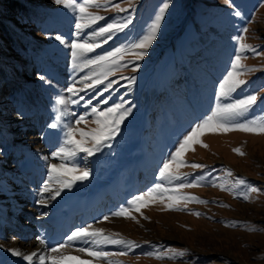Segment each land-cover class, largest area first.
Wrapping results in <instances>:
<instances>
[{
	"label": "rangeland",
	"instance_id": "1",
	"mask_svg": "<svg viewBox=\"0 0 264 264\" xmlns=\"http://www.w3.org/2000/svg\"><path fill=\"white\" fill-rule=\"evenodd\" d=\"M22 1L27 4V11L33 12L31 21L11 12L13 8L8 6L7 0H0V22L16 35L14 45L0 23V264H13L9 249L16 248L23 254H74L97 264H107L81 253L79 248L84 247V243L74 242L59 253L49 251L64 243L76 227L88 224L140 244L132 253L113 258L121 264H264V132L206 131L200 137L203 143L193 144L185 153L187 161L202 163L208 168L193 170L183 166L178 171L193 173L189 180L205 172H211V177L206 176L199 187L180 191L208 200V204L192 202L185 210H173L167 206V200L146 199L140 212L132 208L130 216L111 215L127 206L133 196L162 182L159 176L162 161L182 136L196 122L210 115L218 103H231L257 94V103L237 120L264 117V0H170L155 41L147 49L148 54L138 61L139 68L133 71L132 63H128L109 77L117 83L104 93L108 104H100V109L121 101L126 108H131L119 133L93 156L80 153L69 162V168L73 163L87 167L88 179L77 181L46 205H38L36 201L47 179L48 164L60 163L51 153L63 141L65 125L74 124L86 110L90 112L83 102L69 105L70 115L62 116L57 128H50L51 123L57 122L55 99L58 95H67L63 90L73 81H77L78 88L83 87L78 81L88 75L89 69L82 64L79 70L73 68L69 45L75 38L74 14L54 0ZM115 2L128 11L117 13L111 8L95 7L89 11L105 16L104 21L98 22L100 26L110 22V18L131 16L133 22L124 33H118L112 41L102 45V49H96L95 54L110 51L142 35L163 0ZM130 2L132 7L129 8ZM237 10L240 16L234 15ZM19 34L41 45L37 50L40 68L34 67L28 56L27 60L20 56V48L27 50L21 45ZM57 35L67 43L61 44L55 38ZM82 35L88 38L91 33L85 29ZM237 36H243L241 42L253 46L260 55L245 53L241 63L255 71L242 72L240 78L248 84L231 96L221 98L218 84L238 50L234 39ZM124 59L130 61L132 57L125 55ZM40 76L47 77L51 84ZM130 76H135L131 85L121 79ZM98 87L103 89V85ZM19 90L21 96L17 97ZM92 94L82 93L85 99ZM76 126L89 132L97 124L95 117L89 115ZM76 138H80L79 134ZM235 148L241 149L244 155L233 151ZM225 168L232 171L231 177L225 174ZM79 174L67 175L70 178ZM236 177L247 178L260 191L250 193V198L245 200L233 191L222 190L208 182L215 179L217 185L225 183L227 186ZM65 196L66 203L61 201ZM58 205L69 216L66 221L62 222V217L51 224L47 218L53 216ZM73 205L79 207L67 208ZM42 211L48 215L42 216ZM104 216L109 219L104 220ZM233 221L238 223L232 224ZM64 222L67 227L58 235V228ZM253 227L256 230H251ZM46 233L53 237L41 245L38 237L44 239ZM168 247L187 249L188 254L176 259H158L146 254ZM105 250L118 252L122 246L107 245ZM46 264H52L51 260ZM63 264H71V260Z\"/></svg>",
	"mask_w": 264,
	"mask_h": 264
},
{
	"label": "snow or ice",
	"instance_id": "2",
	"mask_svg": "<svg viewBox=\"0 0 264 264\" xmlns=\"http://www.w3.org/2000/svg\"><path fill=\"white\" fill-rule=\"evenodd\" d=\"M54 2L58 5H63L74 14L75 38L71 40L69 45L73 68L74 70H79L82 64L83 68L89 69V73L78 81L83 87L78 88L77 81H73L63 90L67 95L61 94L56 97L55 106L58 110V115L56 116L57 122L51 123L49 127L53 129L57 128L61 117L70 115L68 112L69 105H79L83 102L86 109L90 108V112L86 110L83 115L74 121V124L69 123L65 125L64 139L60 146L51 153V157L58 159L60 163L48 164L47 179L43 182L38 193L40 198L36 201L38 205L50 203L60 196L63 190L72 188L77 181L87 180L90 175L87 167L81 168L73 163V166L69 168L67 167L68 163L74 161L75 157L80 153L93 156L101 150V147L107 141L114 139L119 133L120 125L130 114L131 108H126L124 102L121 101L112 104L111 107L100 109V104H108V99L104 98V93H107L117 83L115 80H109V77L113 76L116 70L126 67L128 63H132L133 71L139 68L138 61L142 60L148 54L147 49L155 41L157 33L160 31L161 23L164 20L165 12L168 10L170 4V0H163L162 6L159 7L152 23L142 35L128 40V42L114 47L110 51L95 54L96 49H102V45L108 44L118 33H124L133 21L131 16L110 18V22H106L103 26H100L98 22L104 21L105 16L91 12L89 8L95 7L105 10L111 8L117 13L126 12L128 9L121 7L115 0H54ZM130 7H132L131 2L129 3ZM234 15L240 16L241 13L237 10L234 12ZM93 25H96V28H93ZM85 29H88L91 33L88 38H86V35H82ZM243 31L247 32V29ZM55 38L61 44L67 43V40L61 35H57ZM234 39L238 42V50L230 62L229 69L218 84V96L221 98L231 96L238 89L248 84L247 80L240 78L242 72L255 71L254 68H249L241 63L245 53L252 52L255 55H260L253 46L241 42L244 40L243 36H237ZM125 55H130L132 59L126 61L124 59ZM77 61L80 63H77ZM39 78L51 84V81L47 77L40 76ZM121 79L127 80L129 85L135 82V76L121 77ZM101 85H103L102 90L98 87ZM94 89L95 92H93ZM89 92L93 93L92 96L85 99L82 93ZM97 97H100V99L97 100ZM257 99V94H251L240 99H235L231 103H218L210 115L196 122L191 127V130L182 136L178 144L174 146V150L162 161V166L159 169V176L162 182L156 183L147 191L133 196L127 202V206L120 207L117 211L112 212L111 215L115 217L130 216V209L132 208L136 212H140V206L146 202V199L159 198L160 200H167L169 202L167 206L173 210H185L188 204L192 202L208 204L210 202L208 200L180 191L184 188L199 187L205 181L206 176L211 177V172H205L189 180L188 177L193 175V173L178 171L183 166H190L193 170H204L208 168L205 164L187 161L184 158L185 153L190 150L193 144L203 143L200 137L206 131L227 132L240 130L246 132H264V117H259L255 120H237V117H243L245 113L253 108L257 103ZM94 101H96L95 104L93 103ZM89 115L95 117L97 127L89 132H85L76 125L86 120ZM77 134L80 136L79 139L76 138ZM203 146L207 147V145ZM233 151L244 155L239 148H235ZM44 159L47 160L48 157ZM212 171H215V169ZM223 171L228 177L233 175L230 169L225 168ZM75 172L80 174L71 175L70 178L67 175L68 173ZM208 182L212 186H219L222 190L233 191L245 200L250 198V193L260 191L259 188L249 183L245 177H236L234 182L227 186L225 183L217 185L215 179H210ZM54 184L56 185L55 187ZM165 184L170 185V187L165 186ZM241 186H243L242 190ZM211 202L216 203L217 201ZM188 210L191 211L190 209ZM41 215L46 216L48 213L42 211ZM195 215L199 216L201 213L195 212ZM132 218L135 219L134 216ZM103 219L108 220L109 217L104 216ZM231 223L236 224L238 222L233 221ZM251 230L256 229L253 227ZM38 240L41 245L45 244L44 239L38 237ZM77 241L84 243V247L79 248L81 253H86L89 257L97 261H107V264H121L120 261L114 260L113 258L127 255L135 249L140 248V244L134 240L124 238L118 233H106L103 228H94L93 225L88 224L76 227L67 236L64 243L58 244L49 251L59 253L60 249ZM145 243L148 242L146 241ZM107 245H120L122 246V250L118 252L106 251L105 246ZM9 251L13 255L22 256L29 264H33L34 261L36 264H46L48 260H51L52 264H63L65 260L77 261L78 264H92L91 260H81L78 256H64L62 254L58 256L38 255L37 252L23 254L19 249H9ZM146 254L155 255L158 259L165 257L176 259L185 257L188 254V250H178L168 247L167 249L153 250Z\"/></svg>",
	"mask_w": 264,
	"mask_h": 264
},
{
	"label": "trees",
	"instance_id": "3",
	"mask_svg": "<svg viewBox=\"0 0 264 264\" xmlns=\"http://www.w3.org/2000/svg\"><path fill=\"white\" fill-rule=\"evenodd\" d=\"M7 3L9 4L8 6H11L13 8V11L11 12H16L19 13L21 15H24L28 20L31 21L32 17H33V12L31 11H27L28 10V6L26 3H24L22 0H7ZM9 12V11H6ZM2 29L4 34L6 35V37L8 39H10L11 41H13L14 45H16V35L14 36L7 28L6 26L2 23ZM18 36V35H17ZM18 38L20 39V43L21 45L25 48L24 51L23 49H19L20 51V56H25V60H27V56H28V60L31 62V64L36 67V68H40L41 67V62L40 59L37 57V50L39 47H41L40 44L36 43L31 37L29 36H25V35H21L19 34ZM19 48V47H18ZM28 49H31L28 50ZM19 54V53H18ZM4 58V57H3ZM1 58V60L3 61L4 59ZM2 80H4L5 76L1 77ZM16 96H21V91H16Z\"/></svg>",
	"mask_w": 264,
	"mask_h": 264
},
{
	"label": "bare ground",
	"instance_id": "4",
	"mask_svg": "<svg viewBox=\"0 0 264 264\" xmlns=\"http://www.w3.org/2000/svg\"><path fill=\"white\" fill-rule=\"evenodd\" d=\"M67 196H65L61 201H63V202H65V200L67 199L66 198ZM71 197V196H70ZM72 199H74V198H72ZM74 201H76V200H74ZM66 203V202H65ZM88 203H91V202H88ZM88 203H86V204H88ZM74 207H67L68 209H70V210H75L77 207H79V205H73ZM62 209H61V207L58 205V207H56L54 210H53V212H52V222H54V223H57V220H60L62 217H64V219H61L62 220V222H63V220H67V218H68V216H69V213H63L62 211H61ZM68 212V211H67ZM70 212H72V211H70ZM63 215H65V216H63ZM70 220V219H69ZM59 223V222H58ZM60 223H61V221H60ZM66 224H65V222L64 223H62L61 224V226L58 228V235H60L62 232H64L65 231V228H66ZM57 235V236H58ZM42 237H43V235H42ZM51 237H53V235H50L49 233H46L45 235H44V240H51ZM77 243L78 244H82L83 242H80V241H77ZM16 249H19V248H16ZM20 250V249H19ZM21 251V250H20ZM69 256H78V255H74V254H70ZM81 260H88V259H86V258H83V257H81V256H78ZM9 258H10V262H12L13 264L15 263V264H19L20 262H25V264H29V262L28 261H25L23 258H22V256H16V255H13L12 254V252H11V254H10V256H9ZM91 262H92V264H97V263H95V262H93L92 260H91ZM72 263H78L77 261H73V260H71V264ZM21 264V263H20Z\"/></svg>",
	"mask_w": 264,
	"mask_h": 264
}]
</instances>
